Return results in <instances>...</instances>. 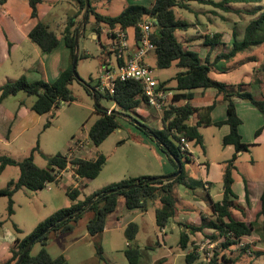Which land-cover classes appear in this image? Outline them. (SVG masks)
Here are the masks:
<instances>
[{
    "label": "crops",
    "instance_id": "crops-1",
    "mask_svg": "<svg viewBox=\"0 0 264 264\" xmlns=\"http://www.w3.org/2000/svg\"><path fill=\"white\" fill-rule=\"evenodd\" d=\"M61 1L62 0H44L38 6L36 17L32 15L33 10L28 0H6L5 3H0V86L8 81L17 80L22 75H26L30 81L44 79L48 82H54L58 79L62 70L68 66L70 62V53L66 47L61 31L64 29L68 20L78 14L79 6L75 2L74 5L72 4V15L68 14L66 18H60L55 12L57 10V5ZM100 1L101 0H92L94 8L99 13H101L98 10L99 8H104L112 3L110 0L108 4L101 3ZM127 1L128 6L131 5L130 3H132V0ZM154 1L155 0H139V2L132 4L150 7ZM195 1L196 0L188 1L189 9H191L190 2ZM213 8L205 9L202 12H196L195 20H193V23H190L184 17V10L188 9L175 7L177 16L188 21L190 27L195 25L197 31V34H194L183 43H185L188 48L199 51L203 59L207 58L209 55L211 62H213L218 54L230 51L233 47L234 35H237L238 40L243 38V36L241 38L237 34L238 30L235 27V23L238 21L237 17L234 19L232 16L228 15V12L227 14H223L220 10H217V8ZM109 9L110 8H106V10ZM229 12H232L231 7ZM101 14L110 16L118 15H112L110 12ZM83 18L84 17L81 18V16H78L77 21L80 20V23H82ZM38 22L45 23L50 29L57 31L59 34V44L51 52H43L30 38V31ZM220 23L222 25L221 29L212 27H217ZM79 27H82V30L85 28V31L89 28L90 36L93 39H100L102 33H104L101 29L103 28L102 25L98 27L100 29L99 31H101L100 35L98 30L95 29L97 26L93 16L90 17L88 23L86 19L85 23ZM190 27L187 30H189ZM126 32L130 51H132L138 45L136 30L134 27H128ZM216 33H221L219 43L216 44L214 48L205 45V35L213 37ZM108 52H113L109 46ZM151 54L155 56V62L157 64L155 52L153 51L150 53L149 57ZM236 57L229 61L221 60L216 62L212 67L218 72L221 71L229 74L236 66ZM109 60L111 59L104 58L103 64ZM180 70L182 69L180 68L179 71ZM160 81L162 83L169 80ZM220 82L225 83L224 81ZM263 82L264 81H262V83H256L254 88L249 91L244 90V88H241V91L250 92L254 97L261 99L264 97ZM170 85L171 84L168 83L166 87H171ZM229 85L231 86L229 88L230 92L238 90V87L233 86L234 84ZM174 92L176 93L175 90ZM193 93L194 96L189 101L187 99L177 101L174 99V106H180L186 103H190L197 108L213 106L210 114L212 121L216 123L226 120L228 101L217 89L197 88L193 90ZM232 100L236 105L237 114L242 120L239 126L240 133L244 142L249 144V149L243 152H237L234 145H223V138L230 132V126L228 124H223L222 126H217L215 124L198 126L203 136L204 146L196 145L191 142L193 155L191 159L184 160L186 171L184 182L178 185L175 190V195L177 197V216L162 228L156 223V246L151 245L149 247L153 256L160 253L159 247L166 245V239L169 237V230L179 229L181 234V231L184 229L188 231L185 225L203 226L202 231L191 235V242L188 248L183 250L185 251L184 253H181L185 256V259L186 254L191 251L192 245L196 240H201L203 237L217 234V229L211 224L217 216L214 212L213 205L216 202L222 201L224 197L225 168L228 161L237 154V158L234 162V182L232 184V189L236 195L234 203L237 206L232 209L233 216L238 220L245 221L247 224H254L253 232L250 236H247V238L250 241L252 240L255 252L253 255H248L242 251L241 248L236 246L227 249L225 253L230 259V263L228 264H264V214L261 213L263 209L262 195L264 192V117L261 111L252 104L250 100L236 94L232 96ZM34 102L35 100L31 102L19 92L17 95H12L3 99L0 103V156L4 155L22 160L30 155L32 149L38 142H41V136L46 132L44 125L46 120H48L46 116L49 112L45 114L37 113L32 108ZM117 107V104L114 102L109 112L117 109ZM134 112L138 116L135 117L142 124L157 130L163 129V112L149 106L146 102L142 103ZM198 121V114L191 116L190 124L197 125ZM130 126L132 127L130 129L132 132V139L130 141H133L135 144V147H132V149L135 150V155H138V167L131 165L130 159H127L124 155H120L118 159H116V157L113 159V156L117 152L115 150L105 155L102 152L103 147L100 148V145L97 146L91 141L89 137L90 128L86 132L80 130L77 134L71 135L70 139L63 143V153L61 154H66L72 147L74 138H78L79 136L80 138L88 139L86 148L75 152V157L94 160L100 154H104L107 161L101 172H105V174L101 179V183L94 186L91 192L87 193L81 190L77 200L74 201L69 197L68 191L73 188L82 189L85 185L89 186V180L79 177L71 167L64 170L57 182L52 183L50 188H44L50 192L49 196L52 203V210L49 216L61 208L69 207L76 202L85 200L95 192L121 180L139 177H163L175 172V166L160 150L156 142L140 128L138 129L139 125L131 123ZM203 127L209 128L203 129ZM56 129H61V126L56 124ZM259 129H261V132L257 134ZM127 141V138L123 137L122 143L118 142V145H124ZM40 149L41 147L39 145V150ZM144 149L147 151L151 150V152L148 151V153ZM151 156L159 158L161 166L160 171H157V165L152 162ZM111 160H114L112 165H110ZM19 176L20 168L18 166L8 165L3 170H0V189L6 188L11 180H17ZM22 189L23 188L14 193L13 200L16 194ZM2 197L7 196H0V198ZM7 203L9 204V198ZM121 203L122 201L119 199L118 207L115 212L108 216L106 227L103 232L110 229L108 228L109 223L111 227L117 229L121 227L123 219H125V224L128 223L129 225L131 222H135L138 218L147 214L150 206L157 204L156 209L160 206V202L156 201L151 203L146 211H143L139 208L133 210L128 209L124 198L122 205ZM8 204L6 207L7 218H12V216L16 214L15 208L14 213L9 215ZM2 215L1 213L0 216ZM49 216L34 221V228ZM14 230L6 225V219L0 220V263L9 260L12 255L11 248L14 246L18 236L22 237L33 231L31 230L27 234H24V231L21 229L22 233L19 234ZM179 241L180 238L178 240V245L180 247ZM166 252L167 254L163 253V257L157 260L155 264H169V258L166 257L168 254L175 256L181 255L172 247ZM149 256L150 254L147 255V257ZM198 261L200 262V260Z\"/></svg>",
    "mask_w": 264,
    "mask_h": 264
},
{
    "label": "trees",
    "instance_id": "trees-1",
    "mask_svg": "<svg viewBox=\"0 0 264 264\" xmlns=\"http://www.w3.org/2000/svg\"><path fill=\"white\" fill-rule=\"evenodd\" d=\"M32 7V15L37 16L38 6L44 0H28ZM190 0H155L150 7L139 4H131L120 14L116 16L103 15L96 11L90 0V10L86 13V1L75 0L79 6L78 14L71 17L61 34L64 38L66 47L70 53V62L67 67L62 70L58 79L54 82H48L44 79L37 81H30L26 75H22L17 80L8 81L0 86V103L3 99L17 95L19 92H25L29 96H35V102L32 105L34 111L39 114L50 112L54 108H59L62 103L75 101L71 84L73 81L78 80L72 70V62L76 53L75 38L76 35L81 33L82 27H79L80 20L77 17H87V23L91 16L94 17L97 28L100 25L110 26L112 28L120 25L122 28L134 27L136 30L137 40L140 38L139 24L147 17L153 20L152 40L156 45L154 50L157 57V66L159 68H168L173 64L179 66L182 70L176 73L174 79L176 87L169 89L175 90L174 99L191 100L194 96L193 90L197 88H215L219 93L223 94L228 101L227 118L224 121L214 123L211 118V111L213 106L194 107L190 103L180 106H172L169 110L163 112V129H153L147 125L143 127L138 126L146 135L151 137L160 150L168 157V159L175 166V172L178 169V164L175 158L180 160L182 165L181 173L173 178L164 180L160 176L153 182L146 183L150 177H139L124 179L119 182L113 183L105 188L95 192L83 201L76 202L69 207H64L57 210L54 214L49 216L44 221L40 222L34 230L25 236H18L14 246L11 248V257L5 262L0 264H16L22 255L27 244L37 237L45 229L50 228L43 236L39 237L37 242L43 245L48 243L51 232L53 233H67L72 232L75 225L79 222L82 214L85 211H93V217L87 223V230L90 234L96 235L104 231L106 221L110 214L116 211L119 199L123 197L128 209H141L146 211L151 203L159 201L160 206L156 209V223L162 228L170 220L177 216V197L175 190L178 185L183 184L186 175L185 161L191 159L192 154L183 151L179 145L182 136H185L192 143L204 146L203 136L199 131V125H217L222 126L228 124L230 132L223 138V145H234L237 152H243L249 149V144L244 142L240 133L239 126L242 120L239 118L236 110V105L232 100L233 95H238L242 98L248 99L254 104L263 114L264 117V97L258 99L250 92L241 91L244 84H239L238 90L230 92L231 86L223 82L215 80L211 77V69L213 64L221 60H231L232 58L251 50L253 47L264 45V10L255 9L249 13L252 19L247 24L243 38L237 39L235 36L233 47L227 53L218 54L213 62H211L209 55L203 59L199 51L190 49L180 41L176 36V31L187 30L190 23L185 19L177 16L175 7L189 9ZM201 4L211 5L214 8H222L226 11L230 10V3H260L263 0H196ZM6 0H0V3H5ZM99 35L101 34L100 29ZM221 33H216L211 37L205 35V45L214 48L219 43ZM30 38L35 42L43 52L53 51L59 44V34L57 31L50 29L48 25L43 22H38L30 31ZM264 73V61L259 68ZM80 81V80H78ZM259 81V80H258ZM80 82H83L82 80ZM261 82V81H260ZM169 81L162 82V86H166ZM100 84V81H99ZM88 92L92 93L95 99L99 102L101 98L107 97L112 99L119 111L115 109L109 110L102 109V115L89 129V137L91 141L99 146L103 143L116 129L120 128V121L118 117L121 115H128L129 112H134L142 103L146 102L143 95L142 86L139 82L117 81L115 86V93L110 94L108 91L102 92L97 87H86ZM123 113V114H122ZM198 114L199 121L197 125L190 124L192 115ZM135 121L134 118H131ZM51 122H47L44 128H48ZM264 125V124H263ZM261 129L257 131V134ZM122 143V140L119 141ZM39 151V144H37L31 151L30 155L22 160H17L8 156H0V169L3 170L8 165L18 166L20 168V176L17 180H11L8 186L0 189V196H7L9 198L8 213H14V200L13 195L21 188H27L32 191L44 189L47 183L57 182L59 176L68 167L73 168L75 173L86 180L95 179L98 177L103 167L106 164L107 158L104 154H100L96 159L89 160L81 157H73L68 159L65 154L58 153L53 156L45 155L48 161L47 167H40L35 162V152ZM237 158L235 154L230 161H228L224 172V197L222 201L216 202L213 209L216 219L211 222L212 226L217 229V234L207 236L211 239H218L225 237L221 243L220 248L214 253L211 260L206 263L201 260V256L191 249L186 254V264H228L230 259L225 253L227 249L236 247L239 238L242 236H250L253 232L254 224H247L245 221L236 219L233 216V208L237 206L234 202L236 195L232 189L233 170L235 168L234 162ZM139 184V187L128 189V186ZM118 189L116 192L108 193L109 190ZM81 193V189L73 188L68 191L69 197L76 201ZM96 197V199H95ZM93 201L91 205L89 202ZM264 214V192L262 195ZM65 218V219H64ZM63 219V220H61ZM55 227L51 228V225ZM188 229L181 231L180 234V247L186 250L191 242V235L202 231L203 226L185 225ZM17 233H22V230L14 225ZM139 227L135 222H131L126 229L127 238L131 241L134 240ZM229 232L234 234V238L228 235ZM236 238V239H235ZM33 245V246H34ZM32 246V248H33ZM31 248V250H32ZM242 249V248H241ZM31 250L22 261L21 264H67V259L64 255H59L54 258L45 249L42 248L39 253L32 256ZM242 251L247 253V248ZM255 249H252L253 255ZM97 254L103 258V251L101 247L97 248ZM129 264H140L142 252L139 247H129L125 251ZM248 254V253H247ZM249 255V254H248ZM200 260V262L198 261Z\"/></svg>",
    "mask_w": 264,
    "mask_h": 264
},
{
    "label": "rangeland",
    "instance_id": "rangeland-1",
    "mask_svg": "<svg viewBox=\"0 0 264 264\" xmlns=\"http://www.w3.org/2000/svg\"><path fill=\"white\" fill-rule=\"evenodd\" d=\"M110 1L112 2L110 5H107L104 8H99L98 10L101 13L110 12V14L116 15L119 14L126 6H128L127 0ZM100 2L108 4L109 0H101ZM137 2H139V0H132V3ZM74 3L75 0H62L57 5V10L55 13L60 18H66L68 14L72 15V4L74 5ZM229 7L232 9L231 13L222 8H217V10H220L223 14H227L228 12V15L232 16L234 19L237 17L238 21L235 23V27L238 30V36L242 38L245 27L253 18L249 12L255 9L264 10V0L260 3L249 4L230 3ZM106 8L110 9L106 10ZM190 8L191 9L184 10V17L190 23H193V20L196 18V12H202L205 9H211L213 6L201 4L195 1L190 2ZM212 27L221 29L222 25L220 23L217 25V27ZM194 34H197L195 25H192L190 29L186 31H176L177 38L182 42H185ZM110 42L111 39L106 33H102L100 39H93L90 36L89 28H87V31H85V28L82 30L78 39L79 58L77 62V71L83 82L75 80L71 84L75 101L68 103L64 102L59 108H54L49 112V114H47L46 117L48 120H46L45 123L49 121L51 124L48 128H46V132L41 136V142L37 143L41 147V151L39 150L36 152L34 156L35 162L38 166L47 167L48 161L45 158V155L51 156L58 153H63V143L68 141L71 135L77 134V132L80 130L82 132H86L97 121V119L101 117L102 109L109 110L113 106L114 101L107 97L101 98L98 102L99 105H97V100L95 99L94 95L88 92L86 88H91L93 86L97 87L99 85L100 69L102 67L104 58H110L111 64L114 66L117 65V57L115 53L108 52V46L110 47ZM149 54L146 56L145 60L148 64L155 68L156 76L159 81L169 80V84H171L170 86L174 88L176 86L174 77L179 71L180 67L173 65L168 68H158L155 62V56L151 54L149 57ZM263 61L264 45L256 46L248 52L240 54L236 57V66L232 72L229 74L221 71L218 72L212 67L211 76L216 80L224 81L228 85L234 84V87H239V84H244L242 88L249 91L254 88L256 83H260V81L262 83V81H264V73L259 69ZM102 92L104 93V91ZM21 95L27 97V99H29L31 102L36 99L35 96H28L24 92H21ZM115 110L119 111V107H117ZM135 116L138 117L135 112H129V114L126 116L121 115L118 117L120 121V128L116 129L103 143H101L100 148L103 147L102 152L105 155H107L108 152L115 150L117 152L113 156V159H115V157L118 159L120 155H124L127 159H130L131 165L138 167L137 160L139 158L138 155H135V150L132 149V147H135V144L133 141H130L132 139V132L130 130L132 127L130 125L131 123H142ZM131 118H134L135 121H133ZM56 124H59L61 129H56ZM208 128L209 127H203V129ZM123 137L127 138L128 141L124 145L119 146L118 142L122 140ZM145 151L151 152V150ZM151 157L152 162L157 165V171H160L161 166L159 158L156 156ZM113 161L114 160H111L110 165H112ZM104 174L105 172H101V174L96 179L89 180V186L85 185L81 190L87 193L91 192L94 186L101 183V179L104 177ZM49 193L50 192L46 189H41L37 192L27 188L20 190L14 197V208L16 214L13 215L12 218H7L6 207L8 204V198H0V214H3L0 216V220L6 219V225L10 229L14 230V225H17L24 231V234H27L33 230L34 221L46 218V216L51 214L50 211L52 210V203L50 201L51 198ZM120 201L123 203V197L120 198ZM156 207L157 204L150 206L148 213L135 221L139 225V230L134 240L130 241L127 238L126 229L128 223L125 224V219H123V222H121L120 228L114 229L109 223L108 228L110 229L106 230V232L102 231L96 235L90 234L86 226L88 221L93 217L94 212L85 211L72 232H51L48 243L43 245L41 242H37L33 246L30 254L35 256L42 248H45L54 258L58 257L59 255H64L67 259V264H129L125 251L129 247H139L143 257L140 259V264H155L157 260L163 257V253L167 254L166 251L171 247L174 248V250H177V252L180 254L184 253L185 251H183V249L178 245V240L180 238L179 229H174L171 231L169 230V237L166 239V245L159 247L160 253L158 255L153 256L152 251L150 252L149 247L151 245L156 246L157 242L155 220ZM98 247H101L103 251V258H100L97 254ZM149 254L150 256L147 257ZM166 257L169 258V264H186L185 256L182 254L180 256L168 254Z\"/></svg>",
    "mask_w": 264,
    "mask_h": 264
},
{
    "label": "built area",
    "instance_id": "built-area-1",
    "mask_svg": "<svg viewBox=\"0 0 264 264\" xmlns=\"http://www.w3.org/2000/svg\"><path fill=\"white\" fill-rule=\"evenodd\" d=\"M102 27V32L106 33L111 39L110 49L117 57V65H112L111 60L103 64L100 69V90H106L110 94H114L117 81L133 80L141 84L143 95L149 106L161 112L169 110L174 106V90L162 86V83L156 76L155 69L145 60L146 56L156 49V45L152 40L153 20L147 17L139 24L140 38L137 40V47L132 51H130L126 29L120 25L114 28L106 25H102ZM87 145L88 139L74 138L72 147L65 155L68 159H71L75 157V152L85 149ZM179 145L183 151L193 155L192 143L185 136L181 137ZM60 177L61 175L59 179ZM52 183L54 182L47 183L45 187L50 188ZM228 235L234 238L232 232H229ZM224 239L225 237L211 239L206 236L201 240H196L192 248L202 257V261L208 263L214 253L220 248ZM238 241L237 247L242 249L247 248V253L250 255L254 248L252 240H248L247 236H242Z\"/></svg>",
    "mask_w": 264,
    "mask_h": 264
},
{
    "label": "water",
    "instance_id": "water-1",
    "mask_svg": "<svg viewBox=\"0 0 264 264\" xmlns=\"http://www.w3.org/2000/svg\"><path fill=\"white\" fill-rule=\"evenodd\" d=\"M85 1H86V11H85V12L88 13L89 10H90V6H91V4H90V0H85ZM86 19H87V17H84L83 20H82V23H80L79 26H82L83 23H85ZM78 39H79V34H77V35H76V38H75V48H76V53H75V55H74L73 62H72V70H73V73H74L75 77H76L78 80L81 81L82 78L80 77V75L78 74V71H77V62H78V58H79ZM96 104L99 105L98 101L96 102ZM98 107H99V106H98ZM137 125H140V127H143V126H144V125H142V124H140V123H138ZM175 161H176L177 164H178V169H177V171L174 172V173L171 174V175H167V176H163V177H161L162 179H164V180H167V179H173V178L177 177V176L181 173V171H182V165H181V163H180V160H178V159L175 158ZM156 179H157V177H150V178H148V179L146 180V183L153 182V181H155ZM134 187H139V184H133V185H130V186H128V189H132V188H134ZM117 190H118V189H112V190H109L108 193H113V192H116ZM95 199H96V197H95ZM92 202H93V201H90V202H89V205H91ZM64 219H65V218H64ZM61 220H63V219H61ZM53 227H55V224L51 225V228H53ZM48 230H50V228L45 229L43 232H41L37 237H35L33 240H31V241L27 244L26 248L24 249L22 255L20 256V258H19V260L17 261L16 264H21V263H22V261L25 259V257L27 256V254H28L29 251L31 250L32 246L34 245L35 241H36L39 237L43 236L46 232H48Z\"/></svg>",
    "mask_w": 264,
    "mask_h": 264
}]
</instances>
